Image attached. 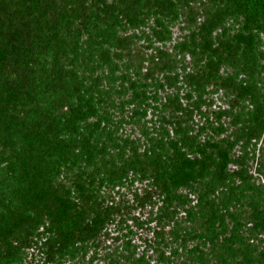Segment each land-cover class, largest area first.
Segmentation results:
<instances>
[{
  "label": "trees",
  "instance_id": "obj_1",
  "mask_svg": "<svg viewBox=\"0 0 264 264\" xmlns=\"http://www.w3.org/2000/svg\"><path fill=\"white\" fill-rule=\"evenodd\" d=\"M262 176L264 0H0V264H264Z\"/></svg>",
  "mask_w": 264,
  "mask_h": 264
},
{
  "label": "rangeland",
  "instance_id": "obj_2",
  "mask_svg": "<svg viewBox=\"0 0 264 264\" xmlns=\"http://www.w3.org/2000/svg\"><path fill=\"white\" fill-rule=\"evenodd\" d=\"M173 30H174V39H177L179 36H180V34H181V30H180V28H179V25H176V26H174V28H173ZM219 96H220V94H217L216 95V97L219 99ZM221 102L220 101H218V105L220 104ZM257 166V163H254V168ZM253 168V172L255 171V169ZM261 179H262V181L264 182V177L262 176L261 177ZM141 186V184L140 183H137V184H135L134 186H133V189L134 188H136V187H140ZM132 196V195H131ZM136 215L138 216V217H140V219H146L147 217H148V211L147 210H145V212H143L142 213V211L140 210V209H138L137 211H136ZM128 223L130 224V225H132L134 228H133V230L135 231V233H133V234H131V236H129L130 238H132V242L133 243H138V245L140 246L139 248H140V250H143V249H145L146 250V245H145V238H148V239H152L153 238V236H154V232H153V228L155 227V225H156V222H151V223H148V224H146L143 228H137V226L133 223V221L132 220H129L128 221ZM148 226V227H147ZM117 227V224L115 223V224H111L110 226H109V230L112 232V234L111 235H114V236H116L119 232H117V230L115 231V228ZM149 227H151V228H149ZM127 231V228H126V230H125V232ZM102 245H103V247L101 248V253L103 254V253H106L107 251H112V250H114V248L117 246V244L118 245H120L121 244V242H120V240L119 241H116L115 239H113V238H108V237H102ZM118 242V243H117ZM120 243V244H119ZM153 252V250H149L148 251V254L150 255V254H153L152 253ZM153 255H155V254H153ZM88 257H89V255L87 256V258L86 259H88ZM153 261V260H152ZM96 262L97 263H99V264H103L104 263V261L103 260H101V259H98V260H96ZM154 262V261H153ZM71 264H77L76 262L74 263V262H71ZM87 264V263H86Z\"/></svg>",
  "mask_w": 264,
  "mask_h": 264
}]
</instances>
